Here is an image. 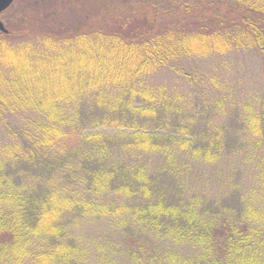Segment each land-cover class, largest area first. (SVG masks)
I'll use <instances>...</instances> for the list:
<instances>
[{"label":"trees","instance_id":"1","mask_svg":"<svg viewBox=\"0 0 264 264\" xmlns=\"http://www.w3.org/2000/svg\"><path fill=\"white\" fill-rule=\"evenodd\" d=\"M131 1L100 0L113 10L90 31L51 33L78 51L97 45L107 59L92 75L109 84L91 79L90 93L77 83L82 91L51 111L42 98L34 109L0 97V181L13 184L0 192V264H264V220L250 198L264 202V0ZM147 5L151 19L135 17ZM233 53L255 54L258 73L217 96L197 61ZM23 109L39 116L13 125ZM101 127L119 132H85ZM239 154L252 188L222 174L219 193L234 202L207 197L202 164Z\"/></svg>","mask_w":264,"mask_h":264},{"label":"rangeland","instance_id":"2","mask_svg":"<svg viewBox=\"0 0 264 264\" xmlns=\"http://www.w3.org/2000/svg\"><path fill=\"white\" fill-rule=\"evenodd\" d=\"M91 2L92 0H15L9 8L0 14V19L8 30L21 31L19 39L9 36L11 38L9 41L4 40L5 42H2V39L0 40V51H2L0 53V80L4 79L5 82H10L8 84L10 88L3 90L0 93V97L3 99L4 97H11L18 105L24 107L31 106L34 109H39L42 106L38 104V98H42L44 109L48 111L49 108V111H51L55 109V103H67L60 101L63 98H74L82 91L77 90V83L81 85L78 89H83L84 87L86 91H91L90 93L96 92L94 89L85 86L87 83L93 84L91 79L103 83L100 82L101 85L96 88L106 86L107 83L109 84V82L102 81L103 76L101 71L98 73L95 71L97 75H92L94 72L91 70L95 67V62L107 59V55L101 53L97 45L94 44L96 48H85L83 46V49L78 51L79 48L76 45L68 41L66 42L64 39H60V37H56L55 34H51L68 33L67 31L74 30L77 27L82 28L81 31H90L89 29L93 27V24L98 25V23L107 21L108 13H112L113 10L112 2L107 7L102 6L103 3H100V0L99 2ZM153 2L154 0L150 1L154 5ZM131 3L123 5L121 2L119 8L124 10L126 6L125 9L129 10L130 6L133 7ZM93 7L96 8L93 9ZM134 9L128 12H133ZM136 10L134 11L136 12L135 17L139 19L143 16L150 20L154 14L153 6L150 5L145 6L140 13ZM118 17L124 20L125 17H128V13L122 11ZM90 50L94 54L98 53V56H94V54L90 55ZM210 58H206L205 61H197L198 64L196 65L200 66V70L210 77L209 80L218 87L215 88L217 96L221 95L227 87H230L233 81L236 85L237 83L240 86L243 85L242 82L245 81V78L249 77L251 79L252 75L258 73V64L261 63L253 53H249L248 55L244 53L228 54L215 61L209 60ZM100 63L98 64L101 65ZM245 74H247V77ZM115 75L117 76L118 74ZM245 84H247V88L251 87L250 83ZM238 97L241 100L253 98L251 94H243ZM29 114L33 115V117L39 116L33 110H17L16 117L11 119L13 125L18 123L20 126L24 125L26 117ZM4 132L5 130L0 124V141L6 143L7 136ZM85 132L117 133L119 130L113 127H101ZM70 137L66 139L67 145H73L76 139ZM247 155H240L242 157L240 160L232 159L229 156L227 160L221 161L218 164L215 163V165L213 163L202 164L201 171L205 172V177L201 179V184L202 189L207 193V197L219 198L220 203L223 199L224 202L222 201V204H230V201L234 202L235 198L219 193L220 190L217 187L221 186L217 183V179H222V174H224V179L229 177L231 181L243 183L248 189L252 188L250 185V170L246 166L242 167L244 160L247 159ZM5 180L0 181V192L9 195L12 192L13 184L11 181L9 184H5ZM97 185H92V187L96 188ZM189 186H194V184L189 183ZM211 194L213 195L210 196ZM262 196L258 192H253L250 195L252 207L257 210L260 220H264V202ZM3 201L8 203V200L4 199ZM106 233H108L107 236H113L109 234L111 232L107 229ZM98 237L99 235L94 233L89 234V238L95 241L96 244L100 241V239H97ZM117 237L119 238V234H117ZM171 259H177V255L173 254ZM184 259L188 258L185 257ZM121 260L127 264L125 258L124 260L121 258ZM188 260H191V258Z\"/></svg>","mask_w":264,"mask_h":264},{"label":"water","instance_id":"3","mask_svg":"<svg viewBox=\"0 0 264 264\" xmlns=\"http://www.w3.org/2000/svg\"><path fill=\"white\" fill-rule=\"evenodd\" d=\"M15 0H0V14L7 8H9ZM0 31L8 33L9 30L6 28V26L3 24V21L0 19Z\"/></svg>","mask_w":264,"mask_h":264}]
</instances>
